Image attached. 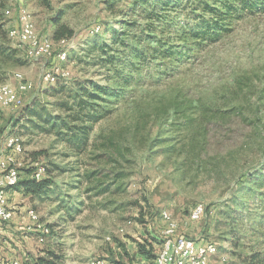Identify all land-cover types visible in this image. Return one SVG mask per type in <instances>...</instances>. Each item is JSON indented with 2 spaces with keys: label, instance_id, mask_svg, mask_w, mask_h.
Segmentation results:
<instances>
[{
  "label": "rangeland",
  "instance_id": "rangeland-1",
  "mask_svg": "<svg viewBox=\"0 0 264 264\" xmlns=\"http://www.w3.org/2000/svg\"><path fill=\"white\" fill-rule=\"evenodd\" d=\"M203 2L213 0L156 9L155 42L145 39L151 21L135 0H10L0 42L13 52L0 54V84L17 87L20 74L32 87L20 92L18 108L0 106V156L15 136L24 148L22 178L41 162L53 181L43 196L7 190L12 216L0 224V258L32 264L47 248L62 264H153L170 221L177 234L213 242L210 264H244L264 252V12L231 13L217 41H181V30L195 24L191 10L203 14ZM19 8L51 39L48 56H28L11 34ZM123 22L148 54L135 70L98 64L101 52L90 46L94 39L112 44L110 34ZM60 25L67 32L57 39ZM162 45L184 51L165 57ZM56 67L68 74L46 80ZM115 68L135 79L119 90L109 113L90 122L85 142L49 123L39 126V115L18 118L34 102L44 115H64L56 102L68 98L76 80L110 86ZM198 204L205 214L191 220ZM38 222L49 232L43 235ZM144 245L153 246L152 259L141 252Z\"/></svg>",
  "mask_w": 264,
  "mask_h": 264
},
{
  "label": "trees",
  "instance_id": "trees-1",
  "mask_svg": "<svg viewBox=\"0 0 264 264\" xmlns=\"http://www.w3.org/2000/svg\"><path fill=\"white\" fill-rule=\"evenodd\" d=\"M182 0H135L136 6L142 4L144 9H146V19L151 21V25H148V30L151 31L147 34L145 39L150 41L159 42L155 35L151 34L154 31L155 19H160L161 16L158 15L156 9H170L175 8L178 3ZM10 0H0V34L5 36L8 30L5 29L6 17L4 11L8 8ZM203 14H197L194 11L195 7L191 10L193 18H195V24L183 28L180 33L182 36L179 38L181 41L187 40L189 38L200 39L203 41H217L222 33L226 31V26L223 24L231 13L237 12L239 10L246 12H264V0H213L211 4L203 2L202 4ZM208 15V16H207ZM122 28L119 31H112L110 34L109 44L106 41L97 42L96 39L92 40L90 46L101 52L100 56L97 57V63L103 66L107 65H125L127 69L135 70L138 68V60L145 57L147 52L138 46V43L142 41V38L136 35H130L124 27H129V23L123 22ZM64 26L60 25L54 31V36L60 39L66 34ZM5 38V37H4ZM129 39H134V42H129ZM144 40V38H143ZM118 45V46H117ZM162 47V52L160 53L165 57H172L178 59L179 55L184 51L183 49L175 50L173 47L166 48ZM182 47V46H180ZM186 47L184 45L182 48ZM10 47L6 46L4 43L0 42V54L10 56ZM13 52V51H11ZM122 54L125 57L123 58ZM156 55V54H155ZM110 71V68H108ZM135 79L133 74H123L117 68L114 69V73L109 75L107 80L112 81V85H102L90 79H85L84 81L76 80L73 83V88L69 92L67 99L58 100L56 103L59 108L64 110V115H50L42 114L41 110L37 109V103L27 104L20 111L18 118H24L27 112L30 115H39V119L35 121L40 126L42 123H49L48 128L57 127L58 133L71 141H81L85 142L87 134L92 128L90 122L104 116L109 113V104L114 103L113 98L119 95V90L122 89L123 85L131 82ZM2 80V71L0 70V81ZM17 118L16 121H20ZM21 118V119H22ZM31 120V118H28ZM43 125V124H42ZM46 129V128H45ZM30 175L33 173V168L26 169ZM25 174V175H29ZM22 175V174H21ZM45 175V173L43 174ZM26 178H21L16 185L9 187L7 190H21L24 193H29L31 196H43L47 193L50 185L52 184V179L49 177L41 176L39 179L33 176H28ZM249 182H252L250 180ZM77 208H73V212H76ZM141 252L152 259L154 257L153 246L150 249H146L144 245L141 247ZM32 264H62L59 261V256L53 250L47 248H42L33 257ZM244 264H264V252H255L253 255L244 259Z\"/></svg>",
  "mask_w": 264,
  "mask_h": 264
},
{
  "label": "built area",
  "instance_id": "built-area-1",
  "mask_svg": "<svg viewBox=\"0 0 264 264\" xmlns=\"http://www.w3.org/2000/svg\"><path fill=\"white\" fill-rule=\"evenodd\" d=\"M10 17L11 15H6ZM21 24H28L31 27V35H23V47L26 49V54H36L37 58L41 56V48H48V40H43V35L39 33H33V20L27 19L22 13V9L19 8L17 16V25L19 26V32H21ZM12 30V26H11ZM52 49H50V54ZM61 52L57 54L59 56ZM65 71H58V67L51 71L56 78V74ZM19 77L20 83L17 87H11L8 91L0 92V105L13 106V109L22 105V98L20 92L29 90L32 87V83L29 81H23L20 74H16ZM24 152V148H16L14 142L8 143L7 156L17 158V166L5 165V160L0 161V200H6L7 189L10 184L16 182L21 178L22 168L24 166L20 155ZM44 163L36 162L33 169H40L43 175ZM206 211L205 206H197L192 208L189 212V218L191 220H198ZM29 217L37 222V217L28 213ZM12 216V210H0V224L3 221H7ZM166 219H170L169 215H162ZM38 228L43 229L41 225H37ZM175 223L169 222L168 227L165 230V238L160 246V250L156 255V261L153 264H174L178 263L180 259H187V264H207L206 257L195 258V251L204 245H213V242L204 240H195L184 234H177ZM0 264H20L17 258H0Z\"/></svg>",
  "mask_w": 264,
  "mask_h": 264
},
{
  "label": "bare ground",
  "instance_id": "bare-ground-1",
  "mask_svg": "<svg viewBox=\"0 0 264 264\" xmlns=\"http://www.w3.org/2000/svg\"><path fill=\"white\" fill-rule=\"evenodd\" d=\"M22 13L25 16V18L32 19L27 11L23 10ZM33 33H38L36 28H35V26H33ZM11 34L16 36L20 40V42L23 43V35H31V27L28 24H21V32H19V28H18L17 30L16 29L12 30ZM43 40H48V48H41V56H48L50 54L52 41L47 36H43ZM27 55L32 57V58H37L36 54H27ZM59 58L64 60L65 59V53L61 52V54L59 55ZM58 71H65V72H60L59 73L63 77L68 74V71L67 70H63V68L61 70V68L58 67ZM45 79L49 80V81H54L55 80L54 74H52L51 72H47L45 74ZM10 87H11V85L8 84V83H1L0 84V92L8 91ZM0 106L13 108V106H7V105H0ZM12 142H14V146L16 148H22V145L17 140V138L15 136H10L5 141V149L6 150L8 148V143H12ZM1 156H3V158H0V161H4L5 160V165L17 166V158L6 157L7 156V152L4 153V155H1ZM45 171H46L45 170V166L43 165V174L45 173ZM32 176L34 178H36V179H39L42 176V171L40 169H34L33 173H32ZM18 181L19 180H17L16 182L11 183L10 187L16 185ZM197 206H203V205L202 204H198L194 208H197ZM0 210H9V207L6 205L5 200H0ZM29 213H31V215L36 216L37 217V221H38V216H37V214L35 212L30 211ZM164 215H168V213H164ZM37 225H41L43 227V229H40L43 235H45L46 233L49 232V228L47 226H43L39 222H38ZM43 235L40 236V238H39L40 240H42ZM215 251H216V247H215L214 244L213 245H204V246L200 247L199 249H196L195 258L206 257V263L208 264L210 256L213 253H215ZM154 261H156V257H155ZM174 264H187V259H180L178 261V263H174Z\"/></svg>",
  "mask_w": 264,
  "mask_h": 264
},
{
  "label": "crops",
  "instance_id": "crops-1",
  "mask_svg": "<svg viewBox=\"0 0 264 264\" xmlns=\"http://www.w3.org/2000/svg\"><path fill=\"white\" fill-rule=\"evenodd\" d=\"M0 158H3V156H0ZM208 264H210V261H209V263Z\"/></svg>",
  "mask_w": 264,
  "mask_h": 264
}]
</instances>
